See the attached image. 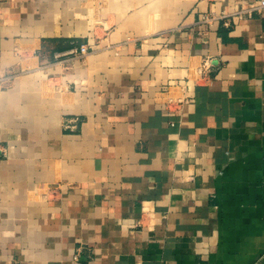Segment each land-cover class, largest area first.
<instances>
[{"label":"crops","instance_id":"obj_1","mask_svg":"<svg viewBox=\"0 0 264 264\" xmlns=\"http://www.w3.org/2000/svg\"><path fill=\"white\" fill-rule=\"evenodd\" d=\"M257 1L0 0V264H264Z\"/></svg>","mask_w":264,"mask_h":264},{"label":"built area","instance_id":"obj_2","mask_svg":"<svg viewBox=\"0 0 264 264\" xmlns=\"http://www.w3.org/2000/svg\"><path fill=\"white\" fill-rule=\"evenodd\" d=\"M262 9H264V0H259L255 3H252L251 5H249V7L245 10H238V11L234 12L233 15L241 18V17H243V15H251L254 11H261ZM223 17H226V15H223ZM214 18H215L214 15H211V16L205 15L203 17V21L209 22L210 20H212ZM225 24H229L228 20L225 21ZM91 49H93L91 43H89V42L81 43L80 45L76 46L72 50V53H74V55H76L78 57H83L87 53H89ZM211 68H212L211 60L209 58H206L203 62V66L201 68L203 75L207 76L208 73L211 71ZM74 259H78V255L75 254Z\"/></svg>","mask_w":264,"mask_h":264}]
</instances>
